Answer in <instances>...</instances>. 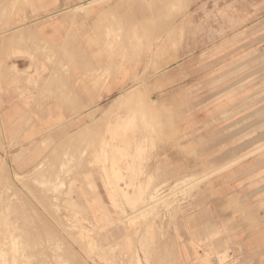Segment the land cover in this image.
Masks as SVG:
<instances>
[{
	"label": "rangeland",
	"instance_id": "rangeland-1",
	"mask_svg": "<svg viewBox=\"0 0 264 264\" xmlns=\"http://www.w3.org/2000/svg\"><path fill=\"white\" fill-rule=\"evenodd\" d=\"M85 262L264 264V0H0V264Z\"/></svg>",
	"mask_w": 264,
	"mask_h": 264
},
{
	"label": "bare ground",
	"instance_id": "bare-ground-1",
	"mask_svg": "<svg viewBox=\"0 0 264 264\" xmlns=\"http://www.w3.org/2000/svg\"><path fill=\"white\" fill-rule=\"evenodd\" d=\"M42 50H43V48H42ZM146 124V123H145ZM92 127V126H91ZM52 130V129H51ZM120 148V147H119ZM124 150L125 151H127L128 152V148H124ZM64 153V152H63ZM132 155V154H131ZM52 157V155H50V158ZM54 157H55V155H54ZM130 157V155L127 157V158H129ZM48 158H49V156H48ZM48 158H47V161H48ZM49 158V159H50ZM126 157H118V159L120 160V163H122V162H124L123 160L125 159ZM45 162H46V160H45ZM44 162V163H45ZM43 162H42V164H44ZM45 165V164H44ZM120 165V164H119ZM57 167V166H56ZM59 167V166H58ZM57 167V168H58ZM122 167V166H121ZM129 168V166L127 167V169ZM43 169V168H42ZM41 169V170H42ZM129 170V169H128ZM32 171V170H31ZM218 171V170H217ZM209 172V171H208ZM213 172V171H212ZM116 173V172H115ZM117 174V173H116ZM212 174V173H211ZM210 174V175H211ZM34 175H36V173L34 172L33 174H31V176H34ZM31 176L30 177H26V179L25 180H28L29 178H31ZM195 177V176H194ZM205 178V177H204ZM210 178H211V176H210ZM58 179V178H57ZM202 179V178H201ZM209 179V178H208ZM22 181H23V178H22ZM197 181V180H196ZM195 181V182H196ZM187 182V179H183V180H181V181H179L178 183H177V186L178 185H180V184H185ZM161 184H162V181H161ZM192 184V183H191ZM166 187V185H156V181H155V179H154V177L153 176H149L148 178H146L141 184H140V186H138V190H137V194H138V198H137V200H135L134 202H133V204L132 205H130L131 207H135V206H137V204L140 202V201H142V200H145V199H147V201H150V202H155L156 200H158L160 197H161V195L163 194L162 192H164L163 190H164V188ZM189 187V186H188ZM188 187H186V188H188ZM192 188V187H191ZM9 191V190H8ZM35 191V190H34ZM120 191H123V188L122 187H120ZM36 192V191H35ZM37 193V192H36ZM185 194V193H184ZM35 196V195H34ZM35 198H36V196H35ZM38 198V197H37ZM170 198V197H169ZM14 200H15V198H14ZM37 200H40V198H38ZM45 200V199H44ZM161 200V199H160ZM16 201V200H15ZM130 203H132V201L130 202ZM39 204V203H38ZM157 204H158V202H157ZM17 205V204H16ZM23 205H25L24 203H23ZM18 206V205H17ZM16 206V207H17ZM22 206V205H21ZM20 206V207H21ZM149 206V205H148ZM151 206V205H150ZM149 206V207H150ZM153 206V205H152ZM8 208V207H7ZM11 208H13V207H11ZM18 208V207H17ZM132 208V209H133ZM23 209V208H22ZM22 209H20V211L22 210ZM26 209H28V208H26ZM145 209V208H144ZM147 209V208H146ZM15 210H16V208H15ZM24 210H25V207H24ZM23 210V211H24ZM17 211V210H16ZM18 211H19V209H18ZM22 211V212H23ZM2 212V211H1ZM28 212H30L29 210H28ZM139 212V211H138ZM150 212V211H149ZM26 213H27V211H26ZM30 213H36V212H30ZM17 214V213H16ZM160 214V213H159ZM27 215V214H26ZM25 215V216H26ZM34 215V214H33ZM36 215H39L38 213L36 214ZM135 215H136V213H135ZM145 215V214H144ZM4 216V215H3ZM16 216V215H15ZM21 216V215H20ZM20 216L18 217L19 219H20ZM22 216H24V215H22ZM24 216V217H25ZM133 216V215H132ZM11 217V216H10ZM30 217V216H29ZM29 217H27V218H29ZM32 217V216H31ZM46 217V216H45ZM48 217V216H47ZM53 217V216H52ZM131 217V216H130ZM16 218V217H15ZM23 218V217H22ZM27 218H26V220H27ZM40 218H41V216H40ZM129 218V217H128ZM50 219V218H49ZM11 220H13V219H11ZM10 220V221H11ZM25 220V221H26ZM42 220H44L45 221V219H43V218H41V222H42ZM125 220V219H124ZM14 221V220H13ZM18 222L17 223H20L19 222V220H17ZM24 221V222H25ZM29 221V220H28ZM28 221H26V222H28ZM38 221H39V217H38ZM43 221V223L45 224V226H47V227H42V228H45V230L44 231H46L47 229H48V223H45ZM23 222V221H22ZM37 222V221H36ZM40 222V223H41ZM16 223V222H15ZM17 223H16V226H17ZM29 223V222H28ZM27 223V224H28ZM39 223V224H40ZM12 224H13V222H12ZM20 225V224H19ZM43 225V224H42ZM37 226V225H36ZM39 226V225H38ZM50 229H52V226L50 225ZM16 228V227H15ZM36 228H38V227H36ZM47 228V229H46ZM59 228V227H58ZM19 229V228H18ZM41 229V228H40ZM50 229L49 230H47V231H49V233L52 231V233H54L53 231L54 230H56V229H53V230H51L50 231ZM61 229V228H60ZM39 230V229H38ZM43 229H41L40 231H42ZM44 231H42V233H44ZM40 233V232H39ZM46 233V232H45ZM51 233V234H52ZM58 233V232H57ZM63 233V232H62ZM56 234V233H55ZM60 234V233H59ZM64 234V233H63ZM52 235H54V234H52ZM33 236V235H32ZM46 236H47V234H46ZM59 236V235H58ZM38 237V236H37ZM49 237H50V235H49ZM54 237H55V235H54ZM61 237V236H60ZM45 238V237H44ZM68 238V237H67ZM33 239V238H32ZM57 239V238H56ZM64 239V238H63ZM69 240V239H68ZM40 241V240H39ZM33 244H35V243H33ZM35 248V247H34ZM76 252V251H75ZM43 253V252H42ZM84 254H81V256H83ZM27 256V255H26ZM44 256H45V254H44ZM43 256V257H44ZM47 257V256H46ZM80 258V257H79ZM83 258H85V257H83ZM31 260V259H30ZM87 260V259H86ZM3 261V260H2ZM88 261V260H87ZM86 263V262H85ZM4 264V263H3ZM87 264V263H86Z\"/></svg>",
	"mask_w": 264,
	"mask_h": 264
},
{
	"label": "crops",
	"instance_id": "crops-1",
	"mask_svg": "<svg viewBox=\"0 0 264 264\" xmlns=\"http://www.w3.org/2000/svg\"><path fill=\"white\" fill-rule=\"evenodd\" d=\"M88 1L90 0H30V8L31 7L34 9L46 8L51 11V10H56L57 8H64V7L73 6V5L75 6L79 3H86ZM34 25H35V21H27L21 24L20 25L21 27L14 29V31H20V29H24V27H27V28L34 27ZM14 31L12 30V32ZM26 62L27 61L25 59H19V60H16L15 63H13V65L16 66L19 70H21V67L25 66L24 64H26ZM119 80H122V79L119 78ZM115 94H117V91L113 89L112 92H110L109 96L112 97Z\"/></svg>",
	"mask_w": 264,
	"mask_h": 264
}]
</instances>
